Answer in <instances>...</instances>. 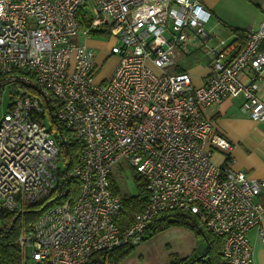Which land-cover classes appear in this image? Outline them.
<instances>
[{"label":"built area","instance_id":"obj_1","mask_svg":"<svg viewBox=\"0 0 264 264\" xmlns=\"http://www.w3.org/2000/svg\"><path fill=\"white\" fill-rule=\"evenodd\" d=\"M210 18L201 0H0V218L41 202L62 180L78 182L75 196L66 190L21 230V264H113L108 254L139 245L156 217L185 212L220 238L225 264H256L248 232L264 242V179L229 166L232 146L203 111L242 94L243 111L264 121V21L239 48ZM96 32L117 39L116 66L101 80L87 44ZM177 51L207 59L200 85L174 70ZM59 128L80 143L62 176L59 143L69 139ZM121 161L147 197L130 219L110 182Z\"/></svg>","mask_w":264,"mask_h":264},{"label":"crops","instance_id":"obj_2","mask_svg":"<svg viewBox=\"0 0 264 264\" xmlns=\"http://www.w3.org/2000/svg\"><path fill=\"white\" fill-rule=\"evenodd\" d=\"M201 2L211 13L209 24H215L220 36L230 37L237 47L242 42L233 29L247 33L257 29L264 21V0H201ZM191 62L197 65L189 68L193 65ZM188 63L191 65L187 67L179 62L174 70L187 69L192 84L198 86L208 72L207 59L195 53L194 59ZM238 78L241 82H247L249 79L246 72L240 73ZM257 94L264 96V72L259 80ZM244 101L242 94L223 98L206 106L203 113L210 120L213 133L222 136L232 146L229 166L233 170L244 171L251 179H264V121L252 120L242 109ZM212 158L216 164L222 165L226 157L223 151L216 150ZM257 199L264 204V194L259 195ZM261 228L264 230V216ZM248 238L254 248L255 263L264 264V242L257 235V230H250Z\"/></svg>","mask_w":264,"mask_h":264},{"label":"trees","instance_id":"obj_3","mask_svg":"<svg viewBox=\"0 0 264 264\" xmlns=\"http://www.w3.org/2000/svg\"><path fill=\"white\" fill-rule=\"evenodd\" d=\"M237 38H240L242 42L239 48L243 46L245 42V32L239 29H233ZM98 34L109 35L108 32H96ZM236 41V39H235ZM177 71V70H176ZM58 135H68V143H59L60 155L63 162L62 174H67L78 162V153L80 151L79 140L74 138L70 133H64L59 128ZM60 136H58V139ZM230 160V157H227ZM134 176V174H133ZM136 185L140 193L135 195L121 194L123 204V218L130 219L132 215L141 210L146 203L145 188L140 178H135ZM110 182L112 189L119 193L118 187L110 176ZM68 190L69 194L75 196L78 191V182L73 179H66L59 182V185L39 203L27 205L23 213L17 214L12 212H6L0 218V264H21V251L18 246V236L23 228L31 226L39 216L46 211L49 207L61 204L66 199L65 191ZM170 226L184 227L193 231L196 235H202L207 242V247L204 252L188 261L181 260L180 264H225L221 252L220 238L215 237L211 233L205 230L204 225L200 219L191 212L181 213L174 215L171 213H164L156 217L147 230L143 241L148 237L154 236L156 233L165 230ZM136 246H121L108 254V259L113 264H118L125 256H127L133 248ZM172 264V263H170Z\"/></svg>","mask_w":264,"mask_h":264},{"label":"rangeland","instance_id":"obj_4","mask_svg":"<svg viewBox=\"0 0 264 264\" xmlns=\"http://www.w3.org/2000/svg\"><path fill=\"white\" fill-rule=\"evenodd\" d=\"M211 25L215 26V24ZM74 40L84 43L81 33H79ZM116 41V37L112 35H102L98 33H93L90 40L87 41V44L95 47L98 51L96 59V78L98 80H101L99 77L108 78L112 75L117 63V57L109 52L111 46L115 44ZM177 54L180 63L187 67L188 65H191L192 62H188L194 59V53L185 55L184 53L177 51ZM192 64L193 65L189 68L197 65L194 63ZM4 98L3 103L5 102V105L7 99ZM59 166L63 169L61 155ZM111 175L120 194L135 195L140 193L134 180L132 168H130L126 162L121 161L114 165L111 170ZM206 247L207 242L202 235H196L193 231L184 227L170 226L142 241L139 245L133 248L127 256L119 261L118 264H180L182 259L188 261L201 255ZM31 261L32 260L29 257L26 259L27 264Z\"/></svg>","mask_w":264,"mask_h":264}]
</instances>
